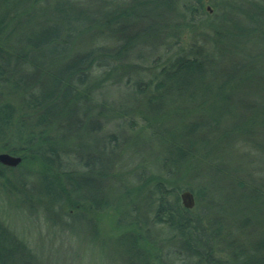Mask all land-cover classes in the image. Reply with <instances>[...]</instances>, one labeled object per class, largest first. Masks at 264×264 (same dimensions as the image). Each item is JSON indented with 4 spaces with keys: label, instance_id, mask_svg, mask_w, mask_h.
Masks as SVG:
<instances>
[{
    "label": "trees",
    "instance_id": "1",
    "mask_svg": "<svg viewBox=\"0 0 264 264\" xmlns=\"http://www.w3.org/2000/svg\"><path fill=\"white\" fill-rule=\"evenodd\" d=\"M40 1L47 0H0V98L13 97L0 102V144L22 160H39L50 171L59 166L61 145L87 133L94 110L92 73L101 69L104 76L114 74L119 60L136 49L133 41L160 43L171 25L155 18L112 54L105 47H93L67 58L73 30L61 19L27 32L29 16L23 9ZM154 1L155 9L163 13L157 20L165 12L166 18L171 16L180 3ZM181 6L192 17L207 16L203 0H186ZM221 6L219 21L208 25L213 31L208 46L155 58L149 82L134 84L137 105L132 110L161 148L159 170L164 175L145 177L135 190L143 202L154 204L152 224L171 236L165 253L158 248V255L152 256L156 264H167L159 253L167 259L175 254L185 264H264V0H225ZM141 19L152 20L148 14ZM110 62L116 65L111 67ZM241 147L248 150L253 170L243 176L233 172L231 177L226 149ZM84 167L89 173L88 165ZM60 175L42 177L59 190L55 200L70 194L75 181L71 174ZM221 180L226 192L215 198L218 202L206 190L190 188L191 181ZM183 191L194 195L196 205L206 200L200 215L181 206ZM63 201L81 207L67 196ZM106 206L93 207L100 213ZM137 209L121 216L134 217L130 231L140 229L138 239L148 243L146 221L141 212L142 221H137ZM245 231L251 233L248 240L243 238ZM133 238L130 232L124 236L129 245ZM0 264H35L25 244L1 226Z\"/></svg>",
    "mask_w": 264,
    "mask_h": 264
},
{
    "label": "rangeland",
    "instance_id": "2",
    "mask_svg": "<svg viewBox=\"0 0 264 264\" xmlns=\"http://www.w3.org/2000/svg\"><path fill=\"white\" fill-rule=\"evenodd\" d=\"M139 1L47 0L40 1L36 6L29 2L23 9L29 16L28 33L35 32L40 24L45 28L49 22H58V19L71 27L73 37L69 41L67 58L93 47H105L107 53L112 54L125 38L139 35L141 28L150 25L155 18L159 23L171 25L165 26L170 31L163 32L160 43L158 39L145 43L129 39L136 43V49L127 58L119 60V69L114 74L104 76L101 69L92 73L89 81L94 105L91 123L86 125L87 133L61 145L63 152L59 156L58 167L49 171L39 160L27 157L22 160L17 154L6 152L0 144V154L21 158L15 168L0 165V226L25 244L35 264H156L152 256L158 255V248L162 254L165 253L169 246L167 240L171 236L162 231L161 226L151 222L154 204L143 202L135 194L145 177H159L164 173L159 170L161 148L158 140L149 137L144 129L145 122L132 110L137 105L134 84L149 82L155 58L173 57L178 53L185 54L191 47L208 46V38L213 34L208 25L219 21L221 4L225 0H203V11L207 16L201 17L186 14L181 8L186 0H179L177 11L167 18L165 15L169 13L165 12L161 20H157L162 12L155 9L154 0H148L146 6L137 4ZM146 14L151 21L141 19ZM110 64L111 67L116 65L113 62ZM12 98L6 94L0 102ZM82 145V151L76 153ZM243 148H236L235 151L226 149L229 154L226 170L231 177L235 175L233 172L243 176V172L251 173L253 170L252 158ZM84 164L88 165L89 173ZM58 172L60 176L71 174L75 181L70 183V194H63L62 199L55 200L53 198L59 190L47 183V178L42 181V177H56ZM203 182L191 181L190 188L206 190L214 196V200L221 192H226L222 180L220 183ZM47 192H51V199ZM126 192L129 195L124 197ZM66 196L70 203H79L80 209L65 203L63 197ZM194 201L193 215H200L206 200L198 205L195 197ZM96 203H106L105 211L99 213L93 207ZM135 207L146 221L148 243L138 239L140 229L130 231L132 227L129 225H132L134 217L121 216V213ZM137 221L141 223V214ZM129 232L134 237L131 247L124 240ZM250 235L248 231L243 232V238L247 240ZM162 254L159 253V257L167 264H185L175 254L168 259Z\"/></svg>",
    "mask_w": 264,
    "mask_h": 264
},
{
    "label": "water",
    "instance_id": "3",
    "mask_svg": "<svg viewBox=\"0 0 264 264\" xmlns=\"http://www.w3.org/2000/svg\"><path fill=\"white\" fill-rule=\"evenodd\" d=\"M20 162H21V158L19 157H14L6 153L0 154V165L3 167L15 168L20 164ZM179 198H180L181 206L185 210H192L194 208V204H195L194 196L190 191L181 192Z\"/></svg>",
    "mask_w": 264,
    "mask_h": 264
}]
</instances>
